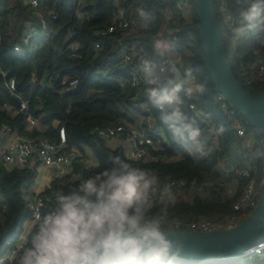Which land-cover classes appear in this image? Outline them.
I'll list each match as a JSON object with an SVG mask.
<instances>
[{
    "label": "trees",
    "instance_id": "1",
    "mask_svg": "<svg viewBox=\"0 0 264 264\" xmlns=\"http://www.w3.org/2000/svg\"><path fill=\"white\" fill-rule=\"evenodd\" d=\"M117 1L134 24L97 36L96 32L110 24L116 0H39L34 8L25 0H0V71L5 72V76L0 73V128L7 125L36 142L39 139L58 142L60 129L64 128L67 144L82 152L70 172L53 177L49 185L39 192L45 198L42 209L54 198L55 191L67 189L81 178L102 170L108 166L109 155H118L137 167L157 170L164 183L172 179L188 181L186 186L169 190L168 199L174 202L170 209L172 219L223 218L237 213L233 204L241 193L243 181L225 174L221 161L225 159V164L238 162V138L227 115L213 101L216 92L202 61L203 49L198 36L194 1L190 0L191 17L174 31L166 29L163 14L166 6L174 10L171 0ZM213 1L221 40L233 73L251 94L263 92L264 80L258 84L245 82V75H253L259 65L264 64V45L260 43L264 38L262 21L258 20L257 27L243 37L235 36L233 31L240 27V12L253 0H245L243 4H237L236 0ZM222 4L227 5L233 23L226 20L220 10ZM141 10L148 14L147 22L140 17ZM42 19L46 22L45 29L41 26ZM28 28H36L41 33L31 37L25 53L16 52L13 49L15 44L25 47L24 32ZM170 39L188 43V50L183 53V69L191 70L196 83L206 85V92L197 94L194 100L197 108L213 124L219 148L208 137L203 141L204 155L194 154L177 142L168 126L160 120L159 110L151 104L146 84L141 87L139 96L133 97L127 69L138 66L140 55L160 59L154 54V41L170 42ZM96 40L102 43L99 50L94 49ZM125 43L136 46L134 62L126 66L120 64L118 56L120 46ZM98 69L104 73H97ZM45 75L48 76V87L42 85ZM10 77L16 81L15 93L26 102V109L17 113L11 111L18 108L20 102L12 97L7 87ZM72 77H77L78 83L66 89ZM143 109H146L145 113ZM45 112L48 115L45 116ZM28 115L35 117L39 125L29 126ZM147 115L151 122L163 129L165 138L159 140L158 148L151 149L150 156L146 158L130 159L123 144L110 146L93 133L96 127L135 123L141 117L145 120ZM234 115L238 121L242 119L237 110ZM187 117L189 122L202 128L196 120ZM221 127L224 128L223 133L218 132ZM87 148L96 161L91 166L84 163ZM258 163L262 171L261 157ZM261 171L258 181L261 180ZM37 173L34 161L24 167L14 165L10 169L0 161V251H3L7 239L18 234L29 215L26 197L28 188L36 182ZM233 182L236 187L229 193L228 186ZM1 264L15 262L11 259ZM183 264L253 263L240 256L231 261L183 258ZM254 264H264V261Z\"/></svg>",
    "mask_w": 264,
    "mask_h": 264
},
{
    "label": "clouds",
    "instance_id": "2",
    "mask_svg": "<svg viewBox=\"0 0 264 264\" xmlns=\"http://www.w3.org/2000/svg\"><path fill=\"white\" fill-rule=\"evenodd\" d=\"M139 15L148 21L143 10ZM262 17L264 0H253L240 12L235 36L254 30ZM260 43L264 45V38ZM172 48L168 40L154 41V54L160 59L140 55L138 68L160 120L177 142L204 155L201 130L189 122L183 108L184 97L203 95L206 85L186 87L192 72L185 69L182 76V66L165 59ZM255 154L264 157V145ZM107 163L77 184L55 191L46 207L34 210L33 223L21 233L10 258L15 264H183L184 244L173 238L174 202L168 199L169 186L157 170L137 167L118 155H109Z\"/></svg>",
    "mask_w": 264,
    "mask_h": 264
},
{
    "label": "built area",
    "instance_id": "3",
    "mask_svg": "<svg viewBox=\"0 0 264 264\" xmlns=\"http://www.w3.org/2000/svg\"><path fill=\"white\" fill-rule=\"evenodd\" d=\"M174 4V10L172 11L170 6L163 8V14L165 19L166 29L174 31L180 27L182 22L188 20L191 17L190 12V0H171ZM33 8L38 5L39 0H25ZM222 13L226 20L233 23V19L226 4L221 5ZM124 8L119 5L118 1L115 2V7L112 10L110 24L96 32L97 36H105L114 31H120L126 29L134 24L133 19H129L125 15ZM55 17V15L53 16ZM264 28V17L261 18ZM41 26L46 28V22L41 20ZM41 31L36 28H28L24 32V44L22 47L20 44H15L13 49L19 53H25L27 51L29 41L35 34H40ZM170 42L173 46L171 54L165 59L174 60L181 67L182 76L184 74L183 69V53L188 49V43L183 40H176ZM102 47L100 40L94 42V49L99 50ZM136 56V46L133 43H125L120 46L119 62L122 65H129L134 62ZM5 76V72L0 71ZM97 73H104L102 69H98ZM127 76L129 78L130 86L134 92V98L138 97L141 93V87L145 84L143 76L139 71L138 66H131L127 69ZM193 79L187 86L195 82V76L192 73ZM264 80V64L259 65L257 71L253 75H245V82L247 84L262 83ZM78 83L77 77H72L66 86V89H71ZM7 87L11 94L15 93L16 81L13 77L7 79ZM185 105L183 111L185 115L196 122L202 127L201 141H205L208 137L212 138L216 148H219L216 139V133L213 124L210 122L207 115L197 108L194 97H184ZM213 101L219 105L222 111L227 115L228 121L232 123V127L236 131L237 142L236 150L238 153V162L233 164H225V159L221 161L222 168L225 174H231L235 178H240L243 183L241 186V193L237 200L233 204V209L237 213L225 216L223 218H208L198 217L191 219H173L175 228L186 230H201V231H213L219 229H229L234 227L238 222L243 220L249 213L256 207L259 198L258 187V175L261 171V166L258 163V158L255 153L257 148L263 145V138L259 132V129L254 126L247 118L242 116L239 121L236 119L234 113L236 109L230 104L228 99L220 92H216L213 96ZM20 106L12 109L13 113H17L26 109V102L20 100ZM146 109H143L145 113ZM29 126L37 124V119L31 115H28ZM1 129L9 134L8 141L5 149L0 153V161L10 169L12 166L24 167L30 162L37 163V168L40 169H53L56 171V176L63 175L72 170L73 163L82 156V152L75 146H69L66 142L64 128L60 129V139L58 142H50L45 139H39L38 142L35 139L28 138L20 135L16 130L10 128L7 125H2ZM97 136L102 138L108 145L117 146L122 143L125 146V154L130 159L146 158L150 156V150H156L158 148V142L160 139L165 138V133L162 128L157 127L151 122L150 116L142 124L137 123H119L114 126H99L93 130ZM254 138V140H252ZM252 141V142H250ZM88 148L86 149L85 165H89ZM261 157V161H262ZM38 174V173H37ZM164 183V182H163ZM169 186V190L174 188H180L188 185L186 179L169 180L165 182ZM45 202L43 195L39 192L32 195L27 194L26 208L29 211L28 217L23 221L22 227L15 237L9 238L5 241L3 247V260H0V264L4 261L11 260L13 254L17 251L21 233L33 223L34 210H41ZM240 256L247 257L250 263H258L264 261V239L254 244L245 250Z\"/></svg>",
    "mask_w": 264,
    "mask_h": 264
},
{
    "label": "water",
    "instance_id": "4",
    "mask_svg": "<svg viewBox=\"0 0 264 264\" xmlns=\"http://www.w3.org/2000/svg\"><path fill=\"white\" fill-rule=\"evenodd\" d=\"M193 1L198 18V36L203 49L202 61L213 81V89L222 93L242 116L259 129L264 145V91L257 95L251 94L233 73L221 40L214 1ZM42 85L49 86L47 75L43 77ZM12 97L21 100L16 94H12ZM44 115H48V112ZM173 238L183 242V258L212 261L234 260L249 247L263 240L264 157L258 202L248 216L229 229L201 231L175 228Z\"/></svg>",
    "mask_w": 264,
    "mask_h": 264
},
{
    "label": "crops",
    "instance_id": "5",
    "mask_svg": "<svg viewBox=\"0 0 264 264\" xmlns=\"http://www.w3.org/2000/svg\"><path fill=\"white\" fill-rule=\"evenodd\" d=\"M37 124H38V121H37ZM39 127H41V126H38V128ZM8 138H9V134L0 128V153L5 149ZM252 140H254V138ZM250 142H252V141H250ZM119 144H122V143H119ZM88 155H89L88 156L89 157V160H88L89 165H94L96 163V161H95L93 154L90 155V153L88 151ZM52 170L53 169H40L39 170L37 168L38 174L36 177V182L34 183V185L30 186V189L28 191L29 192L31 191L33 193H37V192H40L43 189H45V187H47L49 185L51 179L53 178L52 177L53 175H51V172H53ZM235 187H236V184L234 183V189H235ZM233 190H231L229 192L231 193V192H233Z\"/></svg>",
    "mask_w": 264,
    "mask_h": 264
},
{
    "label": "rangeland",
    "instance_id": "6",
    "mask_svg": "<svg viewBox=\"0 0 264 264\" xmlns=\"http://www.w3.org/2000/svg\"><path fill=\"white\" fill-rule=\"evenodd\" d=\"M169 54H171V52L169 53ZM120 55V52L118 53V56ZM183 66H184V64H183ZM146 120V119H145ZM144 120V117L142 118H140V121L138 122L139 124L141 123V122H143V121H145ZM165 136V135H164ZM88 151H89V153H90V155H92V152H91V150H89L88 149ZM53 172H51V175H53L52 177H55L56 176V171H54V170H52ZM34 185V184H33ZM257 186L259 187L260 186V181L258 182V184H257ZM30 189V187L28 188V190ZM234 189V182L233 183H231L229 186H228V191H231V190H233ZM230 193V192H229ZM28 194L29 195H32L33 194V192H28ZM3 250V249H2ZM3 256V251H0V260H3L2 257Z\"/></svg>",
    "mask_w": 264,
    "mask_h": 264
}]
</instances>
